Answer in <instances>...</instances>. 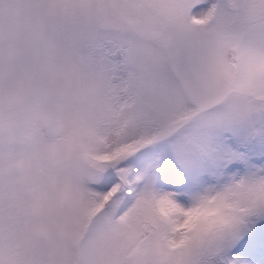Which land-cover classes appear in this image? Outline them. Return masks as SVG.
I'll return each mask as SVG.
<instances>
[{"label":"rangeland","instance_id":"rangeland-1","mask_svg":"<svg viewBox=\"0 0 264 264\" xmlns=\"http://www.w3.org/2000/svg\"><path fill=\"white\" fill-rule=\"evenodd\" d=\"M89 3L0 0V264H213L264 180L222 174L181 200L147 157L212 163L231 86L264 92V4L249 0L245 32L209 38L210 60L123 63L89 38ZM104 174L119 178L107 192Z\"/></svg>","mask_w":264,"mask_h":264},{"label":"snow or ice","instance_id":"snow-or-ice-1","mask_svg":"<svg viewBox=\"0 0 264 264\" xmlns=\"http://www.w3.org/2000/svg\"><path fill=\"white\" fill-rule=\"evenodd\" d=\"M250 8L249 0H90L86 11L89 38L105 56L123 63H147L157 57L180 63L197 56L210 60L209 38L245 32L251 25ZM231 87L240 98L223 102L210 140L212 163L193 174L178 167L166 149L147 157L155 164L159 183L180 194L181 200L222 174L264 180V92L243 81ZM118 181L104 174L97 188L107 192ZM213 264H264V205L252 210Z\"/></svg>","mask_w":264,"mask_h":264},{"label":"trees","instance_id":"trees-1","mask_svg":"<svg viewBox=\"0 0 264 264\" xmlns=\"http://www.w3.org/2000/svg\"><path fill=\"white\" fill-rule=\"evenodd\" d=\"M1 63V62H0ZM1 65V64H0ZM185 131H186V134L189 132V131H187V129H185ZM188 135V134H187ZM133 171V170H132ZM134 173V172H133ZM135 174V173H134ZM123 190H125L124 188H123ZM124 194V197H123V202H122V204L120 205V209L122 210V211H124L126 208H128L129 207V205H130V203H131V198H132V196L131 197H127L126 196V193L124 192L123 193ZM152 230H154V228H153V226L150 224V223H145V234H146V232H150V231H152ZM144 234V235H145ZM226 246V245H225ZM225 246L223 247V248H215L213 251L214 252H212L211 253V255H210V257H209V259H210V261L213 263L217 258H219L220 256H221V253L224 251V249H225ZM202 252L201 253H205L206 251H204V250H201ZM206 253H208V252H206Z\"/></svg>","mask_w":264,"mask_h":264}]
</instances>
